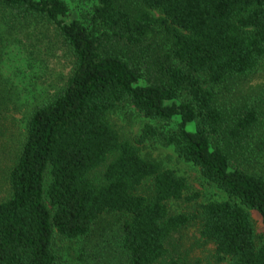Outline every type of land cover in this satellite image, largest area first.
I'll return each mask as SVG.
<instances>
[{
  "label": "trees",
  "instance_id": "trees-1",
  "mask_svg": "<svg viewBox=\"0 0 264 264\" xmlns=\"http://www.w3.org/2000/svg\"><path fill=\"white\" fill-rule=\"evenodd\" d=\"M69 11L67 0H0V264H77L58 239L87 238L107 214L118 218L103 228L102 264H191L181 243L194 224L215 262L264 264L251 214L264 223V106L237 94L264 71V0H96L87 21ZM33 26L72 66L18 132L5 42ZM127 105L159 123L139 141L172 146L226 197L198 201L185 176L122 138L110 115ZM177 200L192 205L173 211Z\"/></svg>",
  "mask_w": 264,
  "mask_h": 264
},
{
  "label": "rangeland",
  "instance_id": "rangeland-1",
  "mask_svg": "<svg viewBox=\"0 0 264 264\" xmlns=\"http://www.w3.org/2000/svg\"><path fill=\"white\" fill-rule=\"evenodd\" d=\"M70 6L69 14L65 17L67 21L73 19L88 20L96 0H67ZM155 16H160L159 10H152ZM0 19V44L4 42L5 28ZM39 29L35 26L24 30L22 34L13 35V41H6V54L4 71L11 74L16 90L20 92L17 110L18 132L23 128L24 115L47 94H52L57 87L64 84L69 75L72 62L62 45L52 49L46 48L47 40L38 39ZM7 36H5L6 38ZM2 46V45H0ZM35 50V54L31 51ZM28 55L34 58L33 66L25 64ZM264 70V69H263ZM140 83L145 81L142 79ZM241 98L245 95L249 102L257 106L259 100L264 106V71L248 78L247 83L241 85ZM258 91L259 96H256ZM244 95V96H243ZM262 117H264V110ZM110 120L119 130L122 138L130 140L141 149L143 155L158 159L165 167L175 169L180 175L187 178L189 190L187 194H199L198 201L208 199H223L226 194L208 183L200 174L199 167L191 162L180 158L172 146L162 144L157 138L139 141L142 128L146 123L159 126L155 120L144 117L133 105H127L123 109L115 110L110 115ZM8 157V156H7ZM7 157L0 159V201L9 195V184L6 181ZM264 166V158L261 160ZM196 202V201H191ZM184 200L171 201L173 211H181L191 206ZM256 232L261 240L264 235V223L261 214L256 209H251ZM118 218V214H107L99 220L91 235L82 240L58 239V244L68 254L72 263L77 264H102L105 256V247L108 241L102 234L103 228L110 229V224ZM111 233H107L109 235ZM182 250L189 255L191 264H228L227 261L215 262L213 254L215 245L212 242L202 243L200 240L197 224L184 229ZM103 256V257H102Z\"/></svg>",
  "mask_w": 264,
  "mask_h": 264
}]
</instances>
